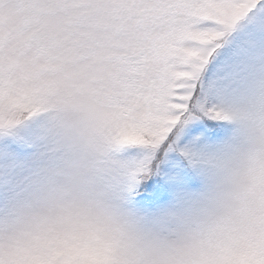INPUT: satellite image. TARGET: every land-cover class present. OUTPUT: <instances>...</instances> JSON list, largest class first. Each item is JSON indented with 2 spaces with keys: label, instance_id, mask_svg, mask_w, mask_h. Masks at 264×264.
Masks as SVG:
<instances>
[{
  "label": "snow or ice",
  "instance_id": "1",
  "mask_svg": "<svg viewBox=\"0 0 264 264\" xmlns=\"http://www.w3.org/2000/svg\"><path fill=\"white\" fill-rule=\"evenodd\" d=\"M12 57L0 62V198L17 196L13 169L38 154V115L79 112L83 125L59 129L87 145L102 140L135 161L115 194L157 233L184 226L211 197L198 187L202 146L223 135L221 111L206 83L222 62V43L242 37L241 62L264 53V0H31ZM6 41L0 33V56ZM242 64L225 71V80ZM202 174V173H201ZM240 204L188 230L175 257L160 264H264V227L249 218V196L264 199V155L249 163ZM0 264H108L98 259L100 233L59 230L45 221L24 236L5 219ZM111 246V242H109ZM124 264V262H117Z\"/></svg>",
  "mask_w": 264,
  "mask_h": 264
},
{
  "label": "clouds",
  "instance_id": "2",
  "mask_svg": "<svg viewBox=\"0 0 264 264\" xmlns=\"http://www.w3.org/2000/svg\"><path fill=\"white\" fill-rule=\"evenodd\" d=\"M29 2L0 0V33L6 41L0 62L9 75L15 72L10 61L17 44L30 38L18 31ZM246 46L244 38L228 37L221 46L222 62L211 75L205 69L206 83L215 89L212 103L222 113L223 135L202 146L200 172L194 173L198 187L189 191H203L211 200L197 206L186 225L173 223L157 233L151 223L131 215L132 208L115 194L135 161L127 153L112 151L102 140L86 145L79 135L69 140L55 135L59 129L83 125L82 115L67 108L40 114L31 122L29 131L45 139L38 154L12 170L19 194L7 201L0 198V237L5 235V219L17 236L47 221L59 230L98 231L97 258L108 264H160L175 257L188 230L195 232L240 204V180L250 161L264 155V53L241 62L239 54ZM240 64L239 73L225 80L226 69ZM11 163L0 157V169ZM247 207L250 220L257 228L264 227V199L249 196Z\"/></svg>",
  "mask_w": 264,
  "mask_h": 264
}]
</instances>
